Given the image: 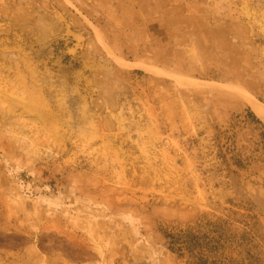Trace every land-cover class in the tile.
<instances>
[{"label":"rangeland","instance_id":"374dc122","mask_svg":"<svg viewBox=\"0 0 264 264\" xmlns=\"http://www.w3.org/2000/svg\"><path fill=\"white\" fill-rule=\"evenodd\" d=\"M165 1L194 72L103 75L82 109L61 0H0V264H193L190 229L264 264V0Z\"/></svg>","mask_w":264,"mask_h":264},{"label":"crops","instance_id":"0c3cea01","mask_svg":"<svg viewBox=\"0 0 264 264\" xmlns=\"http://www.w3.org/2000/svg\"><path fill=\"white\" fill-rule=\"evenodd\" d=\"M33 1L14 0V13L36 11L38 5ZM57 6L61 10L51 12L63 15V36L71 40L67 53L81 63L73 71L81 72V84L86 79L85 88L81 87L82 109L84 100L91 106V92L99 87L103 75L113 73L126 79L134 72H194L182 50L194 34V19L183 16L179 8L171 12L160 0H61ZM44 12V19L51 20L48 11ZM169 13L182 17H173V24ZM16 20L22 23L21 17ZM30 20L37 22L33 17Z\"/></svg>","mask_w":264,"mask_h":264},{"label":"trees","instance_id":"16d2710c","mask_svg":"<svg viewBox=\"0 0 264 264\" xmlns=\"http://www.w3.org/2000/svg\"><path fill=\"white\" fill-rule=\"evenodd\" d=\"M165 237L174 253L184 256V251H187L193 259V264H226L223 253L219 252L224 244H221L220 238L217 239L209 233L190 229L185 233L165 232Z\"/></svg>","mask_w":264,"mask_h":264},{"label":"bare ground","instance_id":"6f19581e","mask_svg":"<svg viewBox=\"0 0 264 264\" xmlns=\"http://www.w3.org/2000/svg\"><path fill=\"white\" fill-rule=\"evenodd\" d=\"M141 1V0H139ZM156 1H159V0H156ZM164 3H167V1L163 0ZM171 12H173V9H171ZM170 15L167 14L169 20L174 24L175 20L173 17H182V15H179V16H175L173 13H169ZM244 98L245 100L251 104L253 110L256 112V114L262 119L264 120V103H262L261 101H259L256 97H254L252 94H246L244 95Z\"/></svg>","mask_w":264,"mask_h":264}]
</instances>
